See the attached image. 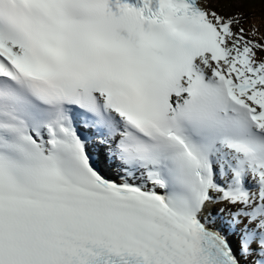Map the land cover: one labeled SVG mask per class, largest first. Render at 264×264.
<instances>
[{"label":"snow or ice","instance_id":"snow-or-ice-1","mask_svg":"<svg viewBox=\"0 0 264 264\" xmlns=\"http://www.w3.org/2000/svg\"><path fill=\"white\" fill-rule=\"evenodd\" d=\"M254 13L0 0V264H264Z\"/></svg>","mask_w":264,"mask_h":264},{"label":"trees","instance_id":"trees-1","mask_svg":"<svg viewBox=\"0 0 264 264\" xmlns=\"http://www.w3.org/2000/svg\"><path fill=\"white\" fill-rule=\"evenodd\" d=\"M254 14L258 17V19H257L258 22H257V23H258V24L261 23V20H260L259 18H260L262 15H264V7L261 8V11L256 10Z\"/></svg>","mask_w":264,"mask_h":264},{"label":"rangeland","instance_id":"rangeland-1","mask_svg":"<svg viewBox=\"0 0 264 264\" xmlns=\"http://www.w3.org/2000/svg\"><path fill=\"white\" fill-rule=\"evenodd\" d=\"M257 2H258L257 0H254L255 6L257 5L256 4ZM259 11H261V9H259ZM256 22H258V21H256Z\"/></svg>","mask_w":264,"mask_h":264}]
</instances>
